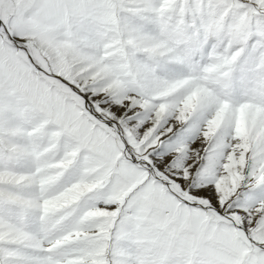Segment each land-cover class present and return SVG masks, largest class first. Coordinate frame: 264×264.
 Returning <instances> with one entry per match:
<instances>
[{"label":"snow or ice","instance_id":"1","mask_svg":"<svg viewBox=\"0 0 264 264\" xmlns=\"http://www.w3.org/2000/svg\"><path fill=\"white\" fill-rule=\"evenodd\" d=\"M0 264H264V0H0Z\"/></svg>","mask_w":264,"mask_h":264}]
</instances>
